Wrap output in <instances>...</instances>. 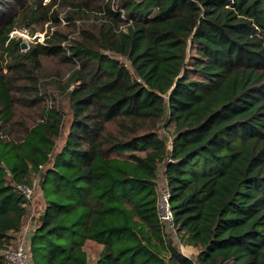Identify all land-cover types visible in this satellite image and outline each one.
<instances>
[{
	"label": "trees",
	"instance_id": "1",
	"mask_svg": "<svg viewBox=\"0 0 264 264\" xmlns=\"http://www.w3.org/2000/svg\"><path fill=\"white\" fill-rule=\"evenodd\" d=\"M57 2L0 0V264L38 177L32 264H91L89 242L95 264H264V0H62L73 31L24 52L11 31L60 24ZM44 59L71 68L69 113L44 104ZM161 166L195 260L161 222Z\"/></svg>",
	"mask_w": 264,
	"mask_h": 264
},
{
	"label": "rangeland",
	"instance_id": "2",
	"mask_svg": "<svg viewBox=\"0 0 264 264\" xmlns=\"http://www.w3.org/2000/svg\"><path fill=\"white\" fill-rule=\"evenodd\" d=\"M42 1L44 5H49L52 2V0H42ZM112 7L114 9L119 8L117 1L113 2ZM58 10H59V20H60V24L58 25H54L52 24V22H47V23L33 24L30 27H21V29H26L27 32L29 33V38L20 37L22 39V43L24 42L28 45L26 49H23L24 52L27 51L30 48V46H33L35 43L43 42L46 35L53 34V32L56 29L61 31L63 34L64 33L67 34L68 32L73 31L72 28H69V22L65 18L66 14L68 12H71L72 8L64 6L62 0H58L57 4L53 6L52 11H58ZM78 23L79 22L76 21V25H78ZM17 29L20 28L18 27ZM0 65H1V61H0ZM40 73H41V81H40L41 95L46 97V99L48 98V100L45 101L44 104L48 105L49 107H51L52 104L61 105L69 113V107H68L69 105L68 102L65 101L62 91L60 90V88L54 89L53 87L55 86L54 82L56 83L58 79L62 80V82H60L62 84H64L65 81H67L71 73V68L69 66L61 64V62L58 59H44L43 68L40 70ZM44 84H47V86L44 87L45 86ZM37 113H38V107L29 108L18 104V108L16 109V114H17L16 119L17 120L24 119L26 122H30L37 116ZM69 117L70 116H68L67 118L68 121H70ZM171 131H172L171 129H165V128L158 130L159 134L168 138L171 137L169 134ZM62 145H63V140H61L58 143V148H61ZM163 170L164 169L161 166L159 171V182H158L160 191L164 187ZM32 203H34V205L35 204L37 205L36 210L34 209L35 206H32ZM29 204H30L29 210L31 214L30 216H28L27 220L25 221V226L23 228L22 234L18 236V241L16 244H19L20 242L21 243L26 242V244H29V237L38 226V223L40 222L39 219L36 220L37 218L36 214L41 213V209L42 207H44V199L41 191V184L39 177L37 178V180H35V188L31 196V202ZM166 233L169 236V238L172 240V243L175 246V248L182 255L187 256L192 260L196 259L198 253V250L196 248L183 245L180 242L175 231L166 229ZM86 251L88 253L90 263L95 264L101 252V246L97 245L94 242H89L86 245Z\"/></svg>",
	"mask_w": 264,
	"mask_h": 264
},
{
	"label": "built area",
	"instance_id": "3",
	"mask_svg": "<svg viewBox=\"0 0 264 264\" xmlns=\"http://www.w3.org/2000/svg\"><path fill=\"white\" fill-rule=\"evenodd\" d=\"M11 38H29V33L26 29H14L10 33ZM164 187L160 191L159 187V214L161 222L167 230L175 231L173 224V213L170 206V191L167 187V184L163 178ZM22 190L26 197L31 201V196L34 192L33 189L28 187H22ZM7 259L11 264H32L31 255L29 251L28 244L26 242H20L17 244L16 248L11 252H7Z\"/></svg>",
	"mask_w": 264,
	"mask_h": 264
},
{
	"label": "crops",
	"instance_id": "4",
	"mask_svg": "<svg viewBox=\"0 0 264 264\" xmlns=\"http://www.w3.org/2000/svg\"><path fill=\"white\" fill-rule=\"evenodd\" d=\"M32 206H35L34 209L36 210L37 205H36V204L34 205V203H32ZM39 215H40V216H39ZM42 215H43V207H42V209H41V213H40V214H39V213L36 214V216H37L36 220H38V219L40 220V218L42 217ZM38 216H39V217H38ZM33 217H34V216H33ZM38 225H39V223H38Z\"/></svg>",
	"mask_w": 264,
	"mask_h": 264
},
{
	"label": "water",
	"instance_id": "5",
	"mask_svg": "<svg viewBox=\"0 0 264 264\" xmlns=\"http://www.w3.org/2000/svg\"><path fill=\"white\" fill-rule=\"evenodd\" d=\"M27 46H28V45H27L26 43H24V42H23V43H21V48H22V49H26V48H27Z\"/></svg>",
	"mask_w": 264,
	"mask_h": 264
}]
</instances>
